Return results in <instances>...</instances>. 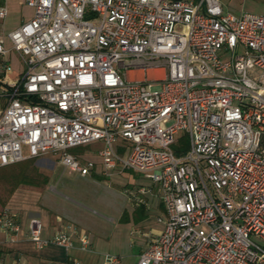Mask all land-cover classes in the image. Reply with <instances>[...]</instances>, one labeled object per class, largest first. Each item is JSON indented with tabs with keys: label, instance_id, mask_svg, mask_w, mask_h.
I'll list each match as a JSON object with an SVG mask.
<instances>
[{
	"label": "built area",
	"instance_id": "obj_1",
	"mask_svg": "<svg viewBox=\"0 0 264 264\" xmlns=\"http://www.w3.org/2000/svg\"><path fill=\"white\" fill-rule=\"evenodd\" d=\"M19 1L33 16L0 36V168L50 156L82 178L130 171L157 185L166 219L136 264H264V15L220 0ZM13 52L23 72L10 81ZM180 132L186 153L173 150ZM91 145L97 162L70 153ZM20 232L2 210L6 241ZM74 237L43 239L29 220L37 251L93 253Z\"/></svg>",
	"mask_w": 264,
	"mask_h": 264
},
{
	"label": "rangeland",
	"instance_id": "obj_2",
	"mask_svg": "<svg viewBox=\"0 0 264 264\" xmlns=\"http://www.w3.org/2000/svg\"><path fill=\"white\" fill-rule=\"evenodd\" d=\"M224 13L239 15L248 13L252 15H264V0H220ZM4 3L0 1V7ZM7 17L0 20V34L7 35L18 28L23 21H28L33 16V11L18 1L6 3ZM8 64L11 71L7 75L10 81L18 80L23 72V65L16 53H10ZM149 77H156L152 72L146 73ZM122 78L127 81L139 80L143 77L140 72H120ZM5 106V101L0 99V108ZM130 149V145L125 143ZM94 145L71 150L72 155L87 153L86 159L98 161L97 156L92 152ZM174 151H188V139L183 132L175 138ZM37 172L48 179V183L41 188L20 187L11 196L10 188L6 180L0 179V212L4 209H13L18 214L25 202L44 204L58 213L61 217L72 221L75 227L84 232L93 240H102L104 245L100 252L113 256H123V264H136L137 248L128 249L122 244H115L111 241L114 224L109 219H115L125 205L129 204L128 196H133L140 187L148 188L151 182L142 175L125 171L120 175H114L110 179L101 177L81 178L78 174L65 171L55 158L50 156L35 159L32 164ZM151 187V186H150ZM31 190H29V189ZM156 187L154 188V191ZM18 215V217H20ZM22 216V215H21ZM131 238H135L134 235ZM109 239V240H108ZM105 242H109L105 244ZM125 249V250H124ZM130 250V251H129ZM70 253H72L70 251ZM84 256L85 254H80ZM86 256V255H85ZM100 264L102 257H97Z\"/></svg>",
	"mask_w": 264,
	"mask_h": 264
},
{
	"label": "crops",
	"instance_id": "obj_3",
	"mask_svg": "<svg viewBox=\"0 0 264 264\" xmlns=\"http://www.w3.org/2000/svg\"><path fill=\"white\" fill-rule=\"evenodd\" d=\"M11 1L20 2L19 0ZM20 4L23 5L21 2ZM0 36L5 35L0 34ZM7 47H9L8 43ZM150 186L148 188L140 187L145 189L146 193L144 194L139 193L137 189L133 196H128L129 204L121 208L114 220L109 219V222L114 224L110 244L114 239L115 244L120 243L130 250L137 248L136 258L148 247L151 240L161 233L164 226L163 221L166 219L164 207L158 196V187L152 183ZM8 210L16 216L21 232L17 236V241L12 244L6 241L5 234L0 233V264H58L64 261H76L78 264H100L97 257L103 256L100 255L102 254L100 250L104 245L100 239L95 241L90 238L93 253L85 254L86 256L80 255L83 253L75 249L70 250L72 253L70 251L66 253L54 246L42 251H37L34 248L27 238L28 223L33 218L38 219L42 224L43 239H51L58 234H67L74 247H77L78 241L74 237V233H84L75 227L72 221L61 217L47 205L25 202V205L20 209L23 211L20 215L16 210L9 208ZM158 219H161L162 222H158ZM132 235L135 236L134 239L131 238ZM108 243L105 242V244ZM117 257L121 259L122 263L123 256Z\"/></svg>",
	"mask_w": 264,
	"mask_h": 264
},
{
	"label": "trees",
	"instance_id": "obj_4",
	"mask_svg": "<svg viewBox=\"0 0 264 264\" xmlns=\"http://www.w3.org/2000/svg\"><path fill=\"white\" fill-rule=\"evenodd\" d=\"M26 160L11 166L0 168V179L6 180L9 186L10 196L20 187L41 188L48 183L45 176L39 174L36 168L32 167L33 161Z\"/></svg>",
	"mask_w": 264,
	"mask_h": 264
}]
</instances>
